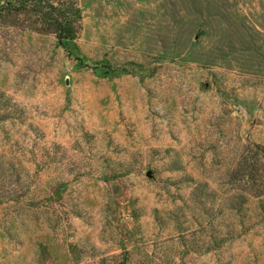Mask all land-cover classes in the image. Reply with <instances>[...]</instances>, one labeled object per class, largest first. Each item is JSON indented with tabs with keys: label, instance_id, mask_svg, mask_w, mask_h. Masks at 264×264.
Listing matches in <instances>:
<instances>
[{
	"label": "rangeland",
	"instance_id": "374dc122",
	"mask_svg": "<svg viewBox=\"0 0 264 264\" xmlns=\"http://www.w3.org/2000/svg\"><path fill=\"white\" fill-rule=\"evenodd\" d=\"M78 4L0 16V264H264V0Z\"/></svg>",
	"mask_w": 264,
	"mask_h": 264
},
{
	"label": "trees",
	"instance_id": "16d2710c",
	"mask_svg": "<svg viewBox=\"0 0 264 264\" xmlns=\"http://www.w3.org/2000/svg\"><path fill=\"white\" fill-rule=\"evenodd\" d=\"M7 14L23 20V23H19L21 26L26 25L25 27L43 34H54L59 44L71 53L78 47L77 38L82 26V12L78 0H16L0 8V16ZM261 147L258 145L256 156L247 158L234 174L238 181H244L248 177L254 182V178L257 180L258 176L262 187L259 194L264 190L261 176L264 171V156L260 155L264 153V148ZM249 170L251 173L247 174Z\"/></svg>",
	"mask_w": 264,
	"mask_h": 264
}]
</instances>
